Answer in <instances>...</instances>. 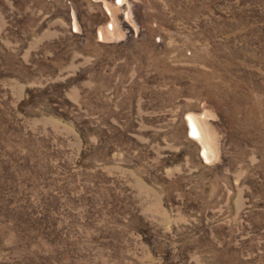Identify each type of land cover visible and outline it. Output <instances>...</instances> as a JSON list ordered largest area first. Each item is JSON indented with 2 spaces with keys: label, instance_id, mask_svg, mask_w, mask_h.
I'll list each match as a JSON object with an SVG mask.
<instances>
[{
  "label": "rangeland",
  "instance_id": "1",
  "mask_svg": "<svg viewBox=\"0 0 264 264\" xmlns=\"http://www.w3.org/2000/svg\"><path fill=\"white\" fill-rule=\"evenodd\" d=\"M0 110V264H264V0H0Z\"/></svg>",
  "mask_w": 264,
  "mask_h": 264
},
{
  "label": "trees",
  "instance_id": "2",
  "mask_svg": "<svg viewBox=\"0 0 264 264\" xmlns=\"http://www.w3.org/2000/svg\"><path fill=\"white\" fill-rule=\"evenodd\" d=\"M0 112H2V111L0 110ZM0 143H2V142L0 141ZM0 158H2L1 157V153H0ZM28 161H30V160L28 159ZM25 162H26V160H25ZM49 166L50 165L48 164V166L46 168H48ZM34 170H37V168H34ZM42 180H46V179H42ZM47 186H48V184H47ZM2 205H4V203H1V201H0V206H2ZM39 210L40 209L34 208V206H33L32 209H30L28 211H27V208H25V211H26L25 214L28 215V217L26 219H23L22 221L25 224L29 222L27 224V228H26L27 231H29V230H37L38 233L40 232L41 234L42 233H46V234L48 233L49 234L48 226L49 225L52 226V223H54V221L50 218L49 210H47L46 208L42 209V211L41 210L39 211ZM51 216H53V215L51 214ZM8 219L13 220V222H15V220H16V222L19 221L18 218H15L13 215L11 217H9ZM19 224H21V226L23 225L20 221H19Z\"/></svg>",
  "mask_w": 264,
  "mask_h": 264
},
{
  "label": "bare ground",
  "instance_id": "3",
  "mask_svg": "<svg viewBox=\"0 0 264 264\" xmlns=\"http://www.w3.org/2000/svg\"><path fill=\"white\" fill-rule=\"evenodd\" d=\"M190 126H191V133H195L196 136L201 135L199 133V130H198L199 128L196 127V125L192 119H190Z\"/></svg>",
  "mask_w": 264,
  "mask_h": 264
}]
</instances>
